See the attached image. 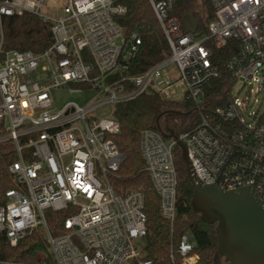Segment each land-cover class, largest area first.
Listing matches in <instances>:
<instances>
[{
  "label": "built area",
  "instance_id": "built-area-1",
  "mask_svg": "<svg viewBox=\"0 0 264 264\" xmlns=\"http://www.w3.org/2000/svg\"><path fill=\"white\" fill-rule=\"evenodd\" d=\"M204 1L214 18L206 32L192 33L175 14L177 0H149L170 54L135 76L129 69L141 40L125 35L117 19L126 8L114 0L0 1V19L37 16L53 38L43 53L9 51L0 57V144L10 142L15 148L9 172L17 185L0 207V233L12 247L40 229L52 261L44 257L38 264H154L145 257V243L137 245L148 230L144 194H119L113 184L125 162L114 140L121 126L113 112L149 93L173 101L178 82L186 88L182 100L198 114L191 129L175 134L198 182L225 191L250 188L264 202V110L254 111L251 100L254 84L259 93L264 91V0ZM1 47L2 40L0 54ZM218 51L232 54L225 64L228 92L215 104L209 92L222 79ZM169 64L178 72L173 81L161 76ZM239 81L244 84L233 94ZM62 89L94 97L85 105L67 102L55 109L54 92ZM178 141L158 130L140 134L159 214L172 233ZM48 211L68 213L63 233L50 232ZM197 247L193 235L184 233L176 244L172 241L171 263L199 264Z\"/></svg>",
  "mask_w": 264,
  "mask_h": 264
},
{
  "label": "trees",
  "instance_id": "trees-1",
  "mask_svg": "<svg viewBox=\"0 0 264 264\" xmlns=\"http://www.w3.org/2000/svg\"><path fill=\"white\" fill-rule=\"evenodd\" d=\"M4 1V0H0ZM126 8V13L117 20L127 37L136 34L141 40L140 53L129 69V75L142 74L149 68L169 57L170 50L165 35L155 18L149 0H114ZM201 4L206 9L205 15L200 16L196 11ZM175 14L183 21L185 19L197 24L199 33L206 32L207 25L213 20L211 6L204 0H177ZM2 54L9 51H31L43 53L53 41L48 24L37 16H2L0 19V43ZM219 68L222 79L213 83L209 97L213 103H220L228 92L229 75L225 64L231 57L230 51H218ZM169 110L184 114L166 115L160 119L161 124L171 129L176 135L191 129L198 120V114L193 104L187 100L167 101L157 94H144L114 108L113 116L120 123L121 130L114 137L115 143L125 155V162L113 184L119 194L137 190L141 191L146 200L148 217L147 235L144 240V253L154 264H172L169 250L172 241L176 244L184 233H191L197 241L199 264H229L218 251V239L215 225L204 223L194 212L192 199L193 188L187 177L186 164L182 151L176 148V166L178 171L177 217L173 233L169 223L159 214L160 199L150 181L146 165L140 151V134L144 130L157 131L158 117ZM16 160L15 148L10 142L0 144V207L5 204L6 192L16 188L9 166ZM50 232L53 235L63 233V224L68 217L66 212L46 213ZM44 253L48 262L51 256L48 243L40 229L27 235L16 247H12L3 233H0V264H38V255Z\"/></svg>",
  "mask_w": 264,
  "mask_h": 264
},
{
  "label": "water",
  "instance_id": "water-1",
  "mask_svg": "<svg viewBox=\"0 0 264 264\" xmlns=\"http://www.w3.org/2000/svg\"><path fill=\"white\" fill-rule=\"evenodd\" d=\"M183 27L193 33L197 24L185 19ZM175 114L184 113L175 110L162 113L157 119V128L164 138L178 141L175 133L162 128L160 123L163 116ZM178 147L194 191L193 210L204 223L216 226L220 255L229 264H264V202L250 188L225 191L202 187L193 172L186 147L180 141Z\"/></svg>",
  "mask_w": 264,
  "mask_h": 264
},
{
  "label": "rangeland",
  "instance_id": "rangeland-1",
  "mask_svg": "<svg viewBox=\"0 0 264 264\" xmlns=\"http://www.w3.org/2000/svg\"><path fill=\"white\" fill-rule=\"evenodd\" d=\"M56 1H60V0H47V2L50 4L56 2ZM196 11L199 13L200 16H203L206 14L207 9L199 4L197 6ZM199 33V32H198ZM263 75H264V70H263ZM162 79H166V80H170L173 81L174 79H176L178 77V72L176 69V66L174 64H169L167 65L161 73ZM158 84L160 83V85L162 86L163 83L162 81L159 79L157 80ZM243 81H239V83L236 85V87L234 88L233 94L234 93H238L239 89L241 88V86L243 85ZM258 84H254V86L252 87L253 89V93L251 94V100L254 104V106L252 107V109L254 111H259V112H263L264 110V91H262L261 93L258 92ZM185 85L181 82H178L175 84L174 89L171 93V97L173 101H180L184 98L185 96ZM246 89H243L242 92L240 93V97H243L245 95ZM94 94L91 92H86V93H81V94H72L69 92L68 89H62V90H58L56 92H54V98H55V109H60L62 108L67 102H76L80 105H85L87 99L89 98H93ZM256 101V102H254ZM144 244V241L142 240H138L137 241V245L138 246H142ZM45 257L44 253H40L38 255V259L39 262L41 260H43Z\"/></svg>",
  "mask_w": 264,
  "mask_h": 264
}]
</instances>
